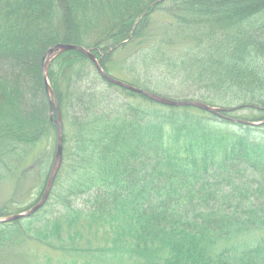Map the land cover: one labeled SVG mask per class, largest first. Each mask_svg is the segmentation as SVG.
Listing matches in <instances>:
<instances>
[{
	"label": "trees",
	"instance_id": "trees-1",
	"mask_svg": "<svg viewBox=\"0 0 264 264\" xmlns=\"http://www.w3.org/2000/svg\"><path fill=\"white\" fill-rule=\"evenodd\" d=\"M160 9L174 21L165 39L180 40L184 48L172 57L160 51L167 79L158 83L173 88L178 82L191 91L180 94L184 99L247 109L245 120H264V0H0L5 173L26 157L46 164L49 154L37 148L48 138L49 152L57 144L43 71L47 50L60 42L86 46L108 72L104 55L141 38ZM91 64L77 50L50 64L48 78L64 118V162L42 214L34 216L39 226L29 218L0 223V249L28 242L29 234L72 253L81 250L67 237L96 231L108 238L119 263L264 264V236L247 239L264 229V124L234 123L149 98L142 103L128 94L110 99L108 87L87 84ZM11 213L3 208L0 217Z\"/></svg>",
	"mask_w": 264,
	"mask_h": 264
},
{
	"label": "rangeland",
	"instance_id": "rangeland-1",
	"mask_svg": "<svg viewBox=\"0 0 264 264\" xmlns=\"http://www.w3.org/2000/svg\"><path fill=\"white\" fill-rule=\"evenodd\" d=\"M171 4L172 3L167 2L166 5L162 4L160 8H167ZM162 9L151 13L147 20L148 24L146 26L145 32L143 31L144 35L141 38L138 37L131 41L125 42L123 46H119L114 51V53H110L108 56L105 54L104 64L111 76L121 81L129 82L140 89L171 99L191 100L184 99L183 96H180V94H190L191 91H182V89L184 90V87L182 88L181 84L178 82L174 83L168 81L169 83H173V88H166L165 86L158 83V81L162 82L163 79H167L162 76L164 69L160 68V63L158 61H161L162 58H160L159 55H161V53H166L164 57H170L169 55H171V57L176 56L178 54H182V50L184 48V46L180 44L182 42L177 40L178 38L174 35V39L177 40L176 43H172L173 41L168 42L165 39L164 35H166L167 26L172 24L174 21L172 20V17L169 16L167 11H163ZM159 43L160 46L165 49H159ZM154 56L159 57L155 58ZM97 58L101 61L98 56ZM91 68L92 75H88L86 79L88 82L87 84H89L90 87L93 86L95 90L96 88H101L104 90L106 87H108L106 88V92L110 94V99H125L123 96L128 94L126 95V98L133 101L143 103L148 100L147 96L134 91L133 93H137L139 96H133L124 90L126 88L120 86V88L117 89L110 88L111 86L109 87L107 82L103 80L96 70L94 64L90 65V69ZM157 86H159V88H157ZM127 96H130V98ZM66 101L70 100L66 99ZM74 110V107H72L69 112H67V114H69L68 116L71 114L73 115L72 112ZM250 113V110L247 109L237 110L232 112L230 116L238 119H245L249 117ZM251 135H254V133ZM261 135L264 136V133H261ZM55 143L56 142L54 141L52 150L49 152L50 141L48 138V140L43 142L36 150V153L42 155L43 157L49 154V157L47 158L48 162L46 164H43V162L40 164L38 163V160L34 161V156L33 159L26 157L22 160L23 162H19V164L16 166L11 167L7 173H5L6 170L2 169L0 166V210L7 208L12 212L10 215L20 214L28 211L33 205L35 206L40 201L45 192L42 182L43 180L48 181V179H46V171L49 169L47 166L49 165L50 171L52 169L54 160L52 154L55 156L56 151ZM70 144L73 145L72 143ZM71 145H69V148ZM45 149H47L48 152L45 151ZM82 149L84 151V147H82ZM67 152L68 154L73 153L70 149L67 150ZM65 153L66 150L64 135L63 162ZM38 157L39 156H37L36 159H38ZM56 180L55 182H57ZM41 190L43 191L42 194H40ZM44 206L31 216L22 217L11 222L18 223L24 218H29L31 219L29 221L31 225L39 226V222L41 220L39 217L36 218L34 216L41 215V210L44 208ZM19 208H23L24 211L22 210L18 212L17 210ZM54 209L55 208H52L51 212H53ZM57 211L58 207L54 210V212L57 213ZM95 232L96 231L87 233V231H84V235L74 239H70V237L66 236L67 238H65L70 241L68 242V245L76 246L75 248L81 250L74 251L72 253L67 252L66 249H63L64 251H62V249L54 250L49 248L37 241H34L33 238H30L32 236L27 234L28 238L30 239L28 242H21L20 244L11 248L4 247L3 249H0V264H96V261L107 264H132V261L130 262L125 260L124 262L119 263V261L116 260L117 258L114 254L118 252L108 246L111 244L110 242L106 244L108 238H104L102 233ZM252 232L253 233L251 235L247 236V239L252 240L257 234L262 237L264 236V229L258 230L257 232L254 230Z\"/></svg>",
	"mask_w": 264,
	"mask_h": 264
},
{
	"label": "water",
	"instance_id": "water-1",
	"mask_svg": "<svg viewBox=\"0 0 264 264\" xmlns=\"http://www.w3.org/2000/svg\"><path fill=\"white\" fill-rule=\"evenodd\" d=\"M68 50H77V51H80L83 54H85L94 63L95 67L100 72L102 77H104L107 81H109L115 85L124 87V88L129 89V90L134 91V92L141 93V94L149 97L151 100H154V101L161 103V104H164V105H169V106H195V107H199V108L205 109L207 111H210L212 113H216V114L220 115L221 117H225L220 113V111L222 109H220L219 107L212 106L208 103L198 101V100H173V99L158 95V94L153 93V92L145 91V90L140 89L138 87H135L129 83L118 80V79L112 77L111 75H109L108 73H106V71H104L100 61L98 60V58L92 52L91 49H88L85 46L79 45V44L57 43L47 50L46 57H45L46 60L44 62V66H43L45 83H46V90H47V93L50 97L51 110H52V114L54 115V122L56 123V132H57V147H56V152H55V157H54L52 169L50 171V175H49L48 182L46 185V189H45L44 195L41 198V200L35 206H33L30 210L23 212V213H20V214H15V215H10V216L4 217V218H0V222H3V221L9 222V221L20 219L22 217L31 216L36 211H38L41 207H43L45 205V203L47 202L49 196H50V193L53 189L57 175H58V173L61 169V166L63 164V156H64L63 116H62V111L60 109L58 101L56 99L55 93H54L52 86L50 85V81L48 79V70H49V66H50L52 60L55 57H57L58 55H60L61 53L68 51ZM226 118L231 119L229 117H226Z\"/></svg>",
	"mask_w": 264,
	"mask_h": 264
}]
</instances>
